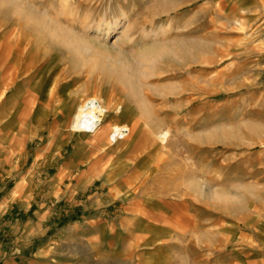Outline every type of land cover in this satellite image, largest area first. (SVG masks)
I'll use <instances>...</instances> for the list:
<instances>
[{
    "label": "rangeland",
    "instance_id": "374dc122",
    "mask_svg": "<svg viewBox=\"0 0 264 264\" xmlns=\"http://www.w3.org/2000/svg\"><path fill=\"white\" fill-rule=\"evenodd\" d=\"M157 1L161 13L153 15L147 6ZM145 3L141 1L137 15L145 22V35L158 40L186 37L193 58L189 70L181 73L191 87L176 99L179 104L188 98L181 111L162 98V88L181 78L169 75L143 82L141 95L155 98L145 108L160 119L154 131L144 109L113 81L86 73L76 77L78 71L63 78L78 70V62L71 58L53 60L61 78L46 85L43 96L38 94L35 87L48 61L33 66L29 62L25 42L38 30L26 13L34 10L48 19L45 11L55 7L70 17V8L66 0H0V36L15 25H21L26 36L8 50L16 76L0 88V133L7 124L1 148L8 153L1 156L0 168L8 174L0 183V264L23 254L15 250L23 242L17 240L22 238L19 233L28 218L36 220L33 215L39 218L45 212L61 214L54 221L47 219L46 225L53 227L73 226L72 221L83 215L85 226L98 228L108 222L127 228L122 237L128 260L134 262L62 264H141V249L156 252V257L160 251L162 264H264V0ZM136 4L140 6L139 1ZM119 21L105 44L112 45L119 35L115 31L130 25ZM19 81L23 86L12 98ZM62 88L81 90L80 99L103 101L100 139L70 130V119L62 125L55 121ZM7 103L10 107L3 110ZM114 124L131 130L111 143L108 133ZM136 127L149 132L154 150L134 153ZM167 131L165 143L157 136ZM121 178H145L146 183L119 186ZM10 198L23 203L13 205ZM131 205L135 210H129ZM34 239L29 241L31 254L39 245Z\"/></svg>",
    "mask_w": 264,
    "mask_h": 264
},
{
    "label": "bare ground",
    "instance_id": "6f19581e",
    "mask_svg": "<svg viewBox=\"0 0 264 264\" xmlns=\"http://www.w3.org/2000/svg\"><path fill=\"white\" fill-rule=\"evenodd\" d=\"M138 1L140 6L136 4ZM141 1L142 4L147 5L146 0H66V6L70 8L71 12L70 17L62 16L55 7L52 12L46 13L45 11L48 19L43 18L34 10L27 12L30 24L38 30L36 33L33 30L35 35L25 42L29 45L27 52L29 62L33 61L30 63L33 66L40 61H48L42 69L44 70L43 76L36 84L37 93L43 96L47 89L46 85L60 80V74L51 64L56 58L64 56L76 60L78 70L71 69L72 71L65 74L63 78L70 77L73 72L78 71L79 76L76 77H82L86 73L89 78L98 76L100 79L113 81L120 86L121 91L126 92L131 99H134L135 106L140 110L144 109V115H147L151 122L152 131L160 125V119L151 116L152 112L147 111V107L145 108L149 101L151 104L154 103L155 98L148 92L147 98L141 95L143 82L147 84V81L148 83L159 81L169 75L173 79L181 78L178 84H170L162 88L164 89L162 98L165 99V102H173L181 111L184 104H187L188 98L186 97L179 104L176 103V99L178 96L183 97L191 88L188 79H182L181 74L182 71L189 70L193 62L190 43L186 37L158 40L145 35V28L142 27V25L145 26V22H141L137 18V15L141 13ZM161 5L157 1L147 7L153 15H158L161 13L158 10ZM116 16L119 17L118 20L113 19ZM121 19L128 22L129 27L125 31H115L119 32V35L112 45L105 44L104 39L116 29L115 27ZM20 27L22 26L15 25L10 30L3 31L0 36V88L14 76L15 69L13 70L9 64L7 53L8 50L11 51L12 46L16 48L26 39ZM201 61L198 60L199 63ZM179 74L180 76L177 77ZM87 80L88 78L82 83L83 88L86 87ZM145 88L149 91V87L145 86ZM58 96L60 99L55 108V121L62 125V121L70 119V130L92 134L100 139L101 134L104 133V131H100V127L102 128L101 116L106 112L103 101L96 97L80 99L81 90L79 89L65 92L62 88V92L60 91ZM111 126L108 133V140L111 143H116L119 139L124 138L131 130L124 124ZM168 133L167 131L157 137L166 143L167 137L170 135H167ZM153 145L155 144L149 132L136 127L135 140L132 144L134 153L135 151L141 153L145 150H154ZM97 167L98 165L94 164L92 166L93 169Z\"/></svg>",
    "mask_w": 264,
    "mask_h": 264
},
{
    "label": "crops",
    "instance_id": "0c3cea01",
    "mask_svg": "<svg viewBox=\"0 0 264 264\" xmlns=\"http://www.w3.org/2000/svg\"><path fill=\"white\" fill-rule=\"evenodd\" d=\"M14 76H16V74H14ZM15 86L16 87L14 89L15 91H13L12 98L14 97V92H16V90L18 91V88H21L23 84H21V81H19L17 84H15ZM9 107L10 104L7 103L3 110H7ZM6 126L7 124L1 128L0 133V168L2 164L1 156L8 155L5 149L1 148L4 143L3 133L5 132ZM12 129L15 131L17 127L14 125ZM53 144V146H56V143ZM75 151L77 152V147H75ZM110 152L111 151L109 150V153ZM141 162L143 163L144 160L141 159ZM10 165L13 167L12 164ZM94 165L97 166L99 163ZM122 170H125V168H122L119 171ZM110 175L112 174L107 173V176ZM6 177H8V174H5L0 169V183L4 181ZM145 183V178L132 181L127 180L126 178H121L118 182V185L129 187L133 185L136 186L138 184L145 185ZM114 190L115 187L112 188V191ZM14 198L7 199V201H10L13 203V205L16 203H23L21 200ZM131 202L134 204L135 200L131 198ZM108 203L109 202H106V204ZM19 208L25 210L24 207ZM129 210H135L133 205L129 206ZM59 215L61 216V214ZM33 216L36 218V220H31V218H28L25 222V226L22 228L21 233H19L22 238H17V240H21L23 242L17 245L15 250L23 254L13 255L11 258H9L7 262L10 264H62L59 262H134L128 260L126 238L122 237V235L127 233V228L124 226H112L111 223L108 222L98 228L85 226L84 223L87 221L83 215H80L72 221L75 222V225L73 226L53 227L46 225L47 219L54 221L60 216H54L48 212H45L43 216H40L39 218H37L35 215ZM17 231H19V229H17ZM151 237L154 236L151 235L149 237L152 241ZM32 238H35L34 240L38 239L39 245L31 254V252L28 250L30 249L31 244L29 241ZM29 254H31L30 257ZM160 255V251H157V258L156 252L152 255L151 253L147 254L145 249H141V260L138 262H141V264H162L159 258ZM20 256H22V258H20Z\"/></svg>",
    "mask_w": 264,
    "mask_h": 264
},
{
    "label": "trees",
    "instance_id": "16d2710c",
    "mask_svg": "<svg viewBox=\"0 0 264 264\" xmlns=\"http://www.w3.org/2000/svg\"><path fill=\"white\" fill-rule=\"evenodd\" d=\"M75 216H72V218H74ZM66 220V219H65Z\"/></svg>",
    "mask_w": 264,
    "mask_h": 264
}]
</instances>
